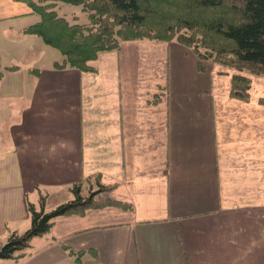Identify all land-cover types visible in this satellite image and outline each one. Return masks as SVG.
I'll list each match as a JSON object with an SVG mask.
<instances>
[{
  "label": "crops",
  "instance_id": "0c3cea01",
  "mask_svg": "<svg viewBox=\"0 0 264 264\" xmlns=\"http://www.w3.org/2000/svg\"><path fill=\"white\" fill-rule=\"evenodd\" d=\"M39 20L0 0V246L74 185L115 186L97 200L127 207L60 217L0 264H264V107L177 41L56 67L61 52L23 33Z\"/></svg>",
  "mask_w": 264,
  "mask_h": 264
},
{
  "label": "trees",
  "instance_id": "16d2710c",
  "mask_svg": "<svg viewBox=\"0 0 264 264\" xmlns=\"http://www.w3.org/2000/svg\"><path fill=\"white\" fill-rule=\"evenodd\" d=\"M28 5L39 22L23 30L57 49L66 58L62 65L80 71L100 54L120 50L128 41H177L192 49L203 61H211L235 70L231 78V96L249 100L251 79L246 73L264 76V0H17ZM59 4L82 7L89 24L71 23L58 13ZM2 74L0 73V78ZM264 106V98L259 100ZM100 184V183H99ZM97 192L82 194V185H74L75 199L51 212L29 205L31 227L23 234L11 235L0 247V260L22 259L36 238L50 234L60 217L85 215L93 209L127 207L96 196L111 192L115 186L99 185ZM80 260V259H78Z\"/></svg>",
  "mask_w": 264,
  "mask_h": 264
},
{
  "label": "rangeland",
  "instance_id": "374dc122",
  "mask_svg": "<svg viewBox=\"0 0 264 264\" xmlns=\"http://www.w3.org/2000/svg\"><path fill=\"white\" fill-rule=\"evenodd\" d=\"M76 7H79V6H76ZM76 7H59L58 9V13L61 17H66L71 23L75 22V19L76 17L78 16V21L80 24H89V18H88V15L85 14L83 11L81 12L80 8H76ZM10 61H8L7 59V55L6 53L4 52L3 55H1L0 57V67L1 68H4V66H6L7 64L9 65ZM208 63L211 62V61H207ZM203 65L205 66L204 64V61L202 62ZM213 65H215L216 63L214 62H211ZM218 65L220 68H222L223 70L221 72H219L220 74L222 75H229L231 78L233 75L236 74L235 70H232V69H229V68H226L222 65H219V64H216ZM206 69V68H205ZM247 74V77L249 79H251V88H250V91H249V95H250V98L249 100H246V101H243V100H240V101H243V102H246L248 103L249 101H252L253 103H259V100L264 98V76H260V75H253V74H250V73H246ZM230 78V79H231ZM229 96L232 98V99H237V98H233L231 96V81H230V91H229ZM239 100V99H237ZM260 106L264 107L263 105H261L259 103ZM100 189L99 185L98 184H92V183H88L84 190L82 188V192L84 193L83 195L84 196H89L90 193H94V192H97L98 190ZM75 199V196L73 193L71 194H68L67 197L64 195V199L63 201H61V199L59 201L55 200H51L49 203H48V208L49 210H55L59 205L61 204H64V203H67V202H70L72 200ZM57 201V202H56ZM31 216V214H30ZM30 226H31V221H30ZM13 235V234H12ZM11 237V236H10ZM10 239V238H9ZM8 239V240H9ZM8 242V241H7ZM6 242V243H7ZM5 245V244H4ZM2 245V246H4ZM0 246V247H2Z\"/></svg>",
  "mask_w": 264,
  "mask_h": 264
}]
</instances>
